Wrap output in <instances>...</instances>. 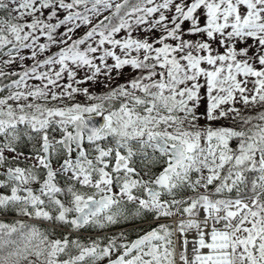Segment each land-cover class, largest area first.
Listing matches in <instances>:
<instances>
[{"label":"snow or ice","instance_id":"1","mask_svg":"<svg viewBox=\"0 0 264 264\" xmlns=\"http://www.w3.org/2000/svg\"><path fill=\"white\" fill-rule=\"evenodd\" d=\"M0 264H264V0H0Z\"/></svg>","mask_w":264,"mask_h":264},{"label":"rangeland","instance_id":"2","mask_svg":"<svg viewBox=\"0 0 264 264\" xmlns=\"http://www.w3.org/2000/svg\"><path fill=\"white\" fill-rule=\"evenodd\" d=\"M97 90H99V89H97Z\"/></svg>","mask_w":264,"mask_h":264}]
</instances>
